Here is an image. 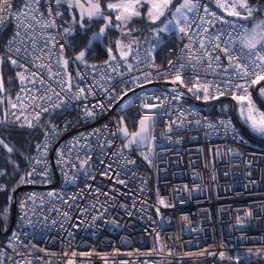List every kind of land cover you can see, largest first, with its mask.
I'll list each match as a JSON object with an SVG mask.
<instances>
[{"label":"built area","instance_id":"built-area-1","mask_svg":"<svg viewBox=\"0 0 264 264\" xmlns=\"http://www.w3.org/2000/svg\"><path fill=\"white\" fill-rule=\"evenodd\" d=\"M63 1L39 0L30 16L17 18L25 0H10V10L0 0L1 60L25 77L6 121L45 127L23 169L28 187L18 193L14 225L0 236V264H217L264 256V144L236 125L229 103L204 111L182 90L207 87L208 99L192 91L203 100L254 97L264 46H244V20L217 0H193L184 31L163 50L138 47L129 66L119 58L85 66L68 52ZM62 52L71 60L70 83ZM176 75L183 80L177 90L151 85ZM239 84L247 92L231 87ZM127 98L139 119L154 121L148 146L135 150L141 155L121 138ZM10 175L0 166V191Z\"/></svg>","mask_w":264,"mask_h":264},{"label":"trees","instance_id":"trees-1","mask_svg":"<svg viewBox=\"0 0 264 264\" xmlns=\"http://www.w3.org/2000/svg\"><path fill=\"white\" fill-rule=\"evenodd\" d=\"M117 0H100L103 12L112 16V22L116 24L114 13L107 9L106 5ZM182 0H172L171 9H174ZM250 5L255 7L254 16L264 14V0H247ZM72 2V0H69ZM63 16L62 22L67 28L66 40L68 45V52L78 54L87 45L91 34L100 29L103 24L100 20H93L85 18L82 22L79 21V16L75 8H69L67 2L63 1L62 5ZM145 10V8L143 7ZM170 14V11H168ZM240 18V17H239ZM163 19V18H161ZM148 20L142 15L139 18L131 20L128 27V35L130 30L138 28L140 23H145ZM83 25V26H82ZM137 31V32H136ZM134 35L144 33L143 30H136ZM120 36V27L117 30L108 29L104 37L105 44L112 50L113 55L117 52V41ZM171 35L161 44L157 50H163L174 38ZM129 37H133L129 35ZM130 57V56H129ZM1 59V54H0ZM107 59L105 49L99 44H95L91 52L88 54L86 60L92 63L103 62ZM129 59V58H128ZM1 76L3 79L4 92L8 95L14 96L16 89L20 84L17 76V69L8 62L2 61L0 64ZM187 85V84H186ZM9 108V102L7 104ZM121 120L124 122L129 132H134L139 120L138 115L132 109H125L121 111ZM44 124L42 123L37 128L31 129L27 127H20L14 123L6 120L0 121V166L5 167L10 172V177L7 180V187L0 191V225L3 230H7L11 220L12 200L14 191L21 186L23 169L28 161L32 158L36 151L37 144L42 139L44 133ZM9 149H12L9 151ZM134 153L140 154V151ZM5 212L6 217H1V213ZM192 264H201L200 261H191ZM217 264H264V256H248L244 258H225Z\"/></svg>","mask_w":264,"mask_h":264},{"label":"snow or ice","instance_id":"snow-or-ice-1","mask_svg":"<svg viewBox=\"0 0 264 264\" xmlns=\"http://www.w3.org/2000/svg\"><path fill=\"white\" fill-rule=\"evenodd\" d=\"M4 2L9 4V10L11 8L10 0H4ZM39 0H25L24 8L21 9L19 12L15 13V16L19 18L20 16H30L31 13L27 12V10L30 8V5L32 3H38ZM57 6H59L62 3V0H55ZM64 2H67V0H64ZM73 3L79 8H81V20H83L84 16H87L89 19L93 17H103L106 20V27L112 25V20L104 15L103 10L101 9L100 0H88V8L85 9L84 5L80 3V0H72V2H69L68 6L71 8L73 6ZM148 5V12L146 14L147 18L152 21L153 23L160 19L161 16L165 15L166 11H170V7L172 5V0H118L117 3H108L106 7L108 9H112L113 11H117L118 15H116L115 19L117 21H120L122 23H127L128 21L132 20L133 17H139L141 16V12L139 11V8L143 5ZM237 4L241 8L247 9V16L243 17L244 19H247L252 16L254 9L250 7L247 3V0H231V8L225 9L228 12V15L230 16H241V12L236 10ZM198 5H193L191 3V0H185L183 4L175 8V14H182L184 9H187L189 11L192 10V8L197 7ZM217 6L219 8H224V3L221 2V0H217ZM264 10V9H260ZM0 11H4L2 7H0ZM51 14V9L49 10ZM56 15H60L59 11L56 12ZM215 15V14H213ZM32 19H35L34 16L31 17ZM54 23V22H53ZM171 21H169V24ZM83 26V25H82ZM168 25H165V29H167ZM257 28L260 29V37L256 38V31ZM66 31H68L66 29ZM104 29H101V34L103 33ZM180 31H184V29H180ZM242 43L245 47H248L249 49H256L257 45L264 46V22L262 24L257 25L256 28L252 29V34L242 40ZM63 47V46H61ZM117 47L120 49V56L122 58L127 56V52L123 51V46L120 44V42H117ZM111 52V49H109ZM227 52V49L224 50ZM85 53L82 51L80 52L79 56L76 57L77 59H82ZM114 59V57H112ZM216 60L219 59V57H215ZM231 59V58H230ZM261 61H264V56H261L259 58ZM13 64H16L17 61L12 60ZM67 63V61L65 62ZM171 63V62H170ZM183 67V66H182ZM237 67L244 70V76H248L249 73L247 72V65H238ZM257 67H260V65H257ZM17 76L20 78L21 82L25 79L24 75L22 73H17ZM243 78V77H241ZM179 81L180 83H183V80L181 79L180 75H176L173 83ZM260 81H264V75L257 76L255 80H252L251 83H259ZM3 82L2 79H0V88H2ZM71 85L69 84V88ZM227 87V86H226ZM233 89H239L241 92H247V87L245 84H239V85H231ZM80 92H83V89H79ZM190 91H203L205 93V99H208V88L194 85L193 89H190ZM261 94H264V88L261 90ZM221 95L223 92L220 93ZM233 99L239 102L240 104V111L241 115L245 116V118L251 122V127L261 133L264 134V113H260V119L257 120L254 112V104L251 99L250 95H233ZM15 107V105H13ZM44 111H47V109H44ZM40 113H37V118L39 117ZM91 115V113H89ZM151 120L150 115H145L140 120L141 125V131H144V126ZM29 126H31V122H29ZM125 134H127L126 129H122ZM134 136H140V133L134 134ZM135 142V141H134ZM2 143V141H0ZM12 149H9L11 151ZM31 175V173H29ZM23 179V178H22ZM161 203H163V200H161ZM23 207V205H21Z\"/></svg>","mask_w":264,"mask_h":264},{"label":"rangeland","instance_id":"rangeland-1","mask_svg":"<svg viewBox=\"0 0 264 264\" xmlns=\"http://www.w3.org/2000/svg\"><path fill=\"white\" fill-rule=\"evenodd\" d=\"M230 1L231 0H223L224 5L229 6V9L231 8L229 5ZM117 2H118V0L110 2V3H117ZM184 2H185V0H182L176 7L180 6ZM191 3L193 4V0H191ZM247 3L255 11V7L250 5L248 1H247ZM143 7L145 8V10L143 9ZM175 8L170 10V14H168V11H166L164 16H161L159 20H157L153 23L146 16V14L148 12V5L145 4V5L141 6L139 8V11L141 12V16L143 15L148 21L145 23H140L138 25L139 26L138 28H133L132 30H130L129 35L133 36L131 38L128 35V29H129L128 27H131L129 25L131 20L128 21L127 23H122V22L117 21L115 19L116 25L118 27H120V36H119V39L117 42H120V44L123 46L122 50L127 52L128 54L126 57L122 58L120 56V49H118V47H117V52L114 54V58H119L125 65L129 66L131 64L130 63L131 62V59H130L131 55H132L133 51L136 50L138 47L149 46L152 49H157L161 44L165 43V41L168 37H170L171 35H177L180 31L182 22L186 21L189 18V15H190L192 10L189 11L187 9H184L182 14H175ZM108 10L109 11L111 10L114 13V17H116V15H118L117 11H113L112 9H108ZM236 10L241 12V16H239V17L241 19H243L245 24H246L245 38L249 37L252 34L253 28H256L257 25H260V24H262V22H264V14L255 17L254 11H253V14L251 17L244 19L243 17L247 16V9L241 8L237 4ZM141 16H139V17H141ZM139 17H133V19L139 18ZM161 18H163V19H161ZM169 21H171L170 24H169ZM165 25H168L167 29H165ZM136 30H138V31L143 30L144 33H139V34L134 35L133 32H135ZM260 34H261L260 29L257 28L256 38H259ZM67 57H68L67 54L65 52H62L60 54L61 62L64 63L65 60L67 59ZM0 64H1V59H0ZM0 79H2L1 71H0ZM2 82H3V79H2ZM8 96L10 99L7 98V95L4 92V85H3L2 88H0V121L7 119V114H8L7 104L14 97V96H10V95H8ZM251 99H252L253 104H254V112H255L256 119L259 120L260 119V113H264V109L259 105V103L257 102V100L254 97H251ZM130 104H131V98H127L121 103V108L127 109L130 106ZM237 104H238V115H239V118L242 121V123L253 134L264 139V134H261V133L255 131L251 127V122L248 121L245 118V116L241 115L239 102H237ZM22 180H21V182H22ZM6 216L7 215L5 214V212L1 213V217H6Z\"/></svg>","mask_w":264,"mask_h":264},{"label":"water","instance_id":"water-1","mask_svg":"<svg viewBox=\"0 0 264 264\" xmlns=\"http://www.w3.org/2000/svg\"><path fill=\"white\" fill-rule=\"evenodd\" d=\"M80 3L84 5L85 9L88 8V4L85 2V0H80ZM72 8L76 9L80 22H82L85 18H88L87 16H84L83 20H81V8L77 7L75 5V3H73ZM101 9H102V6H101ZM104 15L109 17L112 20L111 15H108L106 13H104ZM91 19L103 21V24L101 25L99 30H97L91 34L87 45L82 50L85 53V55L83 56L82 59H77V60L80 64L85 65V66H95V65H99V64H106L112 60V57L114 55H113L112 50L110 52L109 51L110 48L105 44L104 37H105L108 29L117 30L119 27L116 24H114L113 22H112L111 26L106 27V20L103 17H93ZM101 29H104L102 34H101ZM95 44H99L100 46H102L107 53V59L104 60L103 62L92 63V62H88L86 60L88 54L91 52V50L93 49ZM79 54H80V52L78 54H76V57H78ZM66 61H67V63H65ZM66 61L64 62V68H65L66 73L68 75V82L70 83L71 76L73 74V71L71 70V60L67 59ZM263 84H264V81H260L259 83H255V85H254V97L257 100V102L259 103V105L264 109V101L259 97V95L257 93L258 88ZM151 85H165L166 87L171 88V89H175V90L180 88V85L178 82H175V83H173V82H161V83H152ZM182 90L184 92L185 99L189 103L195 105L196 107H198L204 111H212L213 108L215 107V105L220 103V102L229 103L232 107V116H233V119H234L236 125L243 131V133H245V135L250 137L252 140H254L258 143L264 144V139L253 134L240 120L239 115H238V104H237V101L233 99V97L224 96V97H219V98H215L212 100H203V99L197 98L195 96V94L192 91H190V89L188 87H183ZM127 96L128 95H126L124 98H126ZM123 99H121L119 102H117V104L113 108V111H115L116 107L122 102ZM105 117L106 116H104L102 119H104ZM141 119L138 120L136 130L131 134H130L129 130L126 128L124 122L123 121L121 122V138H122L126 148L131 150V151L141 150V149H144L148 146V142H149V138H150V134H151V131L153 128L154 121L151 118V120L149 122H147V124L144 126L145 130L141 131V125H140ZM101 120H99L98 122H100ZM98 122H96V123H98ZM122 129H126L127 134H125V132H123ZM136 133H140V136H134V134H136ZM26 187H28V186L21 185L20 187H18L14 191L13 200H12L10 224H9L7 230H3L1 228V225H0V236L1 237L7 236L8 233L11 231V229L14 225V222H15L16 203H17L18 193L20 190H22Z\"/></svg>","mask_w":264,"mask_h":264},{"label":"flooded vegetation","instance_id":"flooded-vegetation-1","mask_svg":"<svg viewBox=\"0 0 264 264\" xmlns=\"http://www.w3.org/2000/svg\"><path fill=\"white\" fill-rule=\"evenodd\" d=\"M85 2L88 4V0H85ZM67 4H69V0H67ZM103 22V21H102Z\"/></svg>","mask_w":264,"mask_h":264},{"label":"crops","instance_id":"crops-1","mask_svg":"<svg viewBox=\"0 0 264 264\" xmlns=\"http://www.w3.org/2000/svg\"><path fill=\"white\" fill-rule=\"evenodd\" d=\"M229 5H230V7L232 6V5H231V1H230ZM236 7H237V6H236ZM192 11H193V8H192ZM192 11H191V13H192ZM191 13H190V14H191Z\"/></svg>","mask_w":264,"mask_h":264}]
</instances>
